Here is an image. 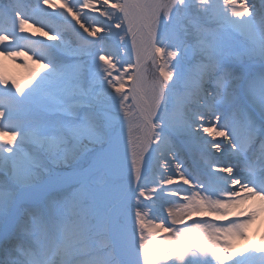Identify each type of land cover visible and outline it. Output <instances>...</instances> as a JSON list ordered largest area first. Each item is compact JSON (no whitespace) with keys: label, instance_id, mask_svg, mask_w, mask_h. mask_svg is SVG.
Returning a JSON list of instances; mask_svg holds the SVG:
<instances>
[{"label":"snow or ice","instance_id":"obj_1","mask_svg":"<svg viewBox=\"0 0 264 264\" xmlns=\"http://www.w3.org/2000/svg\"><path fill=\"white\" fill-rule=\"evenodd\" d=\"M21 57L0 264H264V0H0Z\"/></svg>","mask_w":264,"mask_h":264},{"label":"rangeland","instance_id":"obj_2","mask_svg":"<svg viewBox=\"0 0 264 264\" xmlns=\"http://www.w3.org/2000/svg\"><path fill=\"white\" fill-rule=\"evenodd\" d=\"M25 60L26 58L21 57L17 60L12 59H3L0 58V72L4 73L5 75L23 81L27 78L29 73L32 70H36L39 68V65L34 64L32 61H27L28 67H25ZM261 217L257 219V221L250 227L249 229V237L250 240H241L239 241V248L238 250H242L244 247H246L250 242L258 241L256 240V233L258 231L259 225H260ZM159 236L166 235L165 233L161 232L158 234Z\"/></svg>","mask_w":264,"mask_h":264},{"label":"bare ground","instance_id":"obj_3","mask_svg":"<svg viewBox=\"0 0 264 264\" xmlns=\"http://www.w3.org/2000/svg\"><path fill=\"white\" fill-rule=\"evenodd\" d=\"M28 31L29 33H36V35L39 36V33L36 32V28L29 27ZM261 237H264V216H261L260 225L256 233V240L259 238L261 239Z\"/></svg>","mask_w":264,"mask_h":264}]
</instances>
